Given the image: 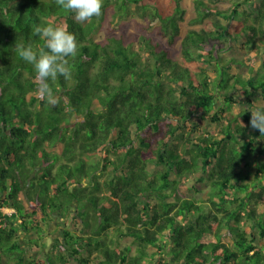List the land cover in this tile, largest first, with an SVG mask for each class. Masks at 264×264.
<instances>
[{
	"label": "trees",
	"instance_id": "1",
	"mask_svg": "<svg viewBox=\"0 0 264 264\" xmlns=\"http://www.w3.org/2000/svg\"><path fill=\"white\" fill-rule=\"evenodd\" d=\"M231 1L195 0L202 27L172 54L146 35L135 48L95 33L113 6L172 45L181 0H104L84 23L55 0H0V264H264V136L248 112L264 102V71L224 55L239 40L264 50V0ZM49 23L79 45L72 79L50 82L56 106L38 98L34 68L15 50L43 47L32 29ZM243 64L248 76L233 72ZM53 222L58 237L41 247ZM34 231L41 258L22 243Z\"/></svg>",
	"mask_w": 264,
	"mask_h": 264
},
{
	"label": "rangeland",
	"instance_id": "2",
	"mask_svg": "<svg viewBox=\"0 0 264 264\" xmlns=\"http://www.w3.org/2000/svg\"><path fill=\"white\" fill-rule=\"evenodd\" d=\"M195 0H181V5L185 9V15L183 21L180 23L181 27V33L180 36L176 38L175 43L172 45L168 43L167 38L160 35L158 31L156 30L155 27L151 28H146L147 23H148V18L146 17H140L137 14H129L128 16H124L122 18H118L114 16L115 9L113 6H110L107 11H106V17L104 22L98 26L96 33H95V40L98 42H103L105 43L110 37H121L123 38L125 43H130L131 41L134 43L135 48L140 47L139 43V37L141 35H146L151 38L152 43H159L161 48L169 49L170 52L173 53H178L180 51V44H181V39L183 36L186 34L187 31L192 30V29H197L202 27L200 24H195L193 22V19L196 17V9H195ZM207 2L211 3L213 6H216L221 9H227L230 8L232 5L231 0H225L221 2H215L213 0H206ZM215 19V18H214ZM58 24V23H57ZM59 25V24H58ZM134 40V41H133ZM226 56H231L234 57L236 60H241L245 61L248 58H252L255 62V67L253 69V72L256 71H264V50H261L260 53H256L254 50H251L244 46L241 40L237 41L234 45L231 46L230 50H227L226 53H224ZM247 64H243L241 67H234L233 72H241L243 76H248L249 71H248ZM212 72V69L210 70ZM212 74V73H211ZM239 99V98H238ZM241 99H239L240 101ZM256 105H262L264 106V102L262 100H255ZM242 105L241 104H234L232 111L233 113L238 112L241 109ZM207 130L209 132H214L216 131V126L215 124H210L207 126ZM261 163H264V157L260 158ZM264 171V170H263ZM172 177L174 175L172 174ZM189 182L188 184H190ZM196 188L198 189V193L195 194V198L198 201H203L206 199V191L207 189L205 188V185L202 183H197ZM259 212H264V204L258 208ZM4 212L6 214H10L13 212L12 209H4ZM56 224L55 222L50 223L49 226H47L48 234L49 236L46 238L42 239L41 233H37L36 231L33 232V239H31L29 242L30 244L22 237V243L25 247H27V254L26 257H39L41 258L45 252L48 253V251H45L46 249H42L41 252H37L34 245L31 243H37L38 239H42L41 242V247L45 244H48L50 241V237H58V233H54L56 231ZM39 234V235H38ZM121 244V247L124 245L130 244V239L127 237H122L118 238ZM43 243V244H42ZM263 243L262 241H259V244ZM154 250V249H151ZM18 252H20L18 250ZM151 252V251H150ZM54 256L51 255L50 258ZM6 256H3V262H5ZM70 263L74 262L71 259L68 260ZM20 264V263H19ZM74 264H76L74 262Z\"/></svg>",
	"mask_w": 264,
	"mask_h": 264
},
{
	"label": "clouds",
	"instance_id": "3",
	"mask_svg": "<svg viewBox=\"0 0 264 264\" xmlns=\"http://www.w3.org/2000/svg\"><path fill=\"white\" fill-rule=\"evenodd\" d=\"M55 2L64 11L73 13L74 19L80 23L90 21L93 17H100L104 7V0H55ZM32 32L34 36H39L43 40V47L33 48L30 44L25 46L19 43L15 45V50L23 61L34 68L38 98L47 105L56 106L58 99L50 82H55L58 77L72 79L73 69L69 64V58L77 56L79 45L76 36L63 25L51 23L34 25ZM248 112L251 113L250 127L264 136V106H257Z\"/></svg>",
	"mask_w": 264,
	"mask_h": 264
}]
</instances>
